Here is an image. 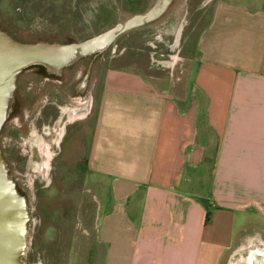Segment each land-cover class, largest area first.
Wrapping results in <instances>:
<instances>
[{
  "label": "crops",
  "instance_id": "1",
  "mask_svg": "<svg viewBox=\"0 0 264 264\" xmlns=\"http://www.w3.org/2000/svg\"><path fill=\"white\" fill-rule=\"evenodd\" d=\"M196 39L175 78L107 60L76 111L103 212L91 242L66 244L69 264H238L246 242L264 246V0H214Z\"/></svg>",
  "mask_w": 264,
  "mask_h": 264
},
{
  "label": "rangeland",
  "instance_id": "2",
  "mask_svg": "<svg viewBox=\"0 0 264 264\" xmlns=\"http://www.w3.org/2000/svg\"><path fill=\"white\" fill-rule=\"evenodd\" d=\"M155 0H0V28L9 33L13 38L23 42H35L38 40H57L72 41L83 40L94 34H97L112 26L118 20L129 15L145 11ZM214 0H172L165 12L154 21L144 26L128 30L120 35L107 49L95 55H88L80 59L74 65V72L65 73V79L70 78L71 84L79 85L80 78L88 72L89 79L87 89L84 93L78 94L75 101L69 105H63L62 109L67 118L73 119V114L78 110H86L91 107V88L96 82L100 81L101 73L107 60L116 58L120 53H128L136 57L138 66L147 73L168 72L177 77L181 72H186L193 65V56H197V36L200 30L208 23L211 18ZM90 64V67H88ZM77 77V80H75ZM96 80V81H95ZM77 81V82H76ZM56 84L54 82H48ZM43 82L34 77L29 82L28 91L34 102L25 104L24 114L16 122L15 128L8 132L9 124L0 134V149L3 159L8 168L9 175L14 179L19 189L25 194L30 219L28 222V245L26 255L23 257L24 264H56L53 253L55 243H64L58 245L66 252L61 253L62 264H69V250L67 252L66 244L78 245L86 243V236L91 242L92 234L91 220H96V224L101 218L103 212L100 206L102 198L101 188H94L91 182L86 179L84 186L86 188L89 202L88 220L89 226L86 227L76 219L73 209H69L70 214L66 223L61 224L57 220L61 218L59 212L61 209L56 204L65 202L62 197L54 196L52 202L45 206L41 213L38 210L35 188L48 180L49 169L44 170L46 144L41 138L35 127L31 128V135L23 133L25 131V122H33L38 110L40 100L44 92ZM63 94L67 89L60 88ZM62 100L67 97L62 95ZM89 107V108H90ZM73 115V116H72ZM36 129V130H35ZM59 134L61 131H58ZM38 137V138H37ZM39 151L35 150V146ZM33 146L32 157L26 155L24 147ZM23 153V154H20ZM47 162V161H46ZM48 164V162H47ZM62 170V168L60 169ZM66 173L58 174L64 179ZM89 174V172H88ZM60 190V188H59ZM68 196V194H66ZM69 201V200H68ZM72 210V211H71ZM41 214V215H40ZM45 214V215H44ZM79 218L82 216H78ZM84 219V217H83ZM78 221V225L74 223ZM64 222V221H63ZM57 231L66 229V237L56 233L53 238L51 235ZM37 228V229H36ZM43 228V229H42ZM34 229V230H33ZM42 229L39 236V230ZM88 232V234H86ZM91 233V234H90ZM94 233V230H93ZM38 235V236H37ZM53 236V235H52ZM42 240L37 245L30 246L33 240ZM36 244V242H33ZM96 243V242H95ZM245 247L237 254L234 260L238 264H243L252 260L254 264H264V255L257 252L260 243L251 240L245 243ZM46 246V247H45ZM101 244H97L100 251ZM252 249V251H250ZM261 252V251H260ZM57 255V254H56ZM102 252H100L101 258ZM250 256V257H249ZM249 257V258H248ZM59 262V261H57Z\"/></svg>",
  "mask_w": 264,
  "mask_h": 264
},
{
  "label": "water",
  "instance_id": "3",
  "mask_svg": "<svg viewBox=\"0 0 264 264\" xmlns=\"http://www.w3.org/2000/svg\"><path fill=\"white\" fill-rule=\"evenodd\" d=\"M171 1L155 0L145 11L120 19L83 40L23 42L0 28V131L12 108L16 79L22 70L40 65L58 74L79 59L101 53L122 33L159 18ZM29 219L27 198L9 175L0 149V264H24Z\"/></svg>",
  "mask_w": 264,
  "mask_h": 264
},
{
  "label": "flooded vegetation",
  "instance_id": "4",
  "mask_svg": "<svg viewBox=\"0 0 264 264\" xmlns=\"http://www.w3.org/2000/svg\"><path fill=\"white\" fill-rule=\"evenodd\" d=\"M118 37H120V35ZM75 63L64 67L58 74L51 73L40 65H34L22 70L16 79V89L12 108L3 123L0 134L8 124L10 126L7 131L11 132L15 128L19 117L24 114L25 104L29 103V101L34 102V98H32L29 94L28 85L34 77L39 78L44 83V90L41 91L44 92V94L42 100H40L38 110L36 112L34 110L33 112V116L36 114V119L32 118L33 122H30L29 120L28 122L23 123L25 129L23 133L27 135L26 137L31 135L32 127L37 129L35 130L39 132L41 136V138H37L43 139L46 144L44 147L45 152L49 155L47 159V168L50 171V178L35 188V195L37 199L36 209H41V213L46 212H42V209L52 202L54 196L58 195V197H62L65 202V204H56V206L61 209L59 212L61 217L69 216L72 214L69 212V209H73V211H71L76 216V219H80L81 223H85L84 225L88 227L90 223V220H88L87 217L89 212V202L87 200L89 194L84 186V181L88 179V171L86 169V143L83 139L79 148L75 146V142L72 141L73 132L79 122H77L74 118H67L62 109L63 105L71 104V101H75L77 99L79 93L82 94L87 89L86 87L89 75L87 74V76H85L86 72L82 78H80V81L78 82L79 85L77 83L75 85L73 83L71 84L70 78L65 79L66 72H70V74L74 72L72 76H76V69H74ZM88 67H90V64ZM75 78V80H77V77ZM48 82H54L56 84ZM61 87L67 89L64 93L67 100L61 99L62 95L64 96L60 89ZM86 110L88 111V109ZM58 131H61L60 134ZM34 146L35 150L38 152L40 148L36 147L37 145ZM32 148L34 147L28 145L23 148V150L27 152L26 155H29V158L32 157L33 154L34 149ZM61 168L62 170H60ZM59 173H66L64 174L65 178L62 179L61 175L57 177ZM66 194H68V196ZM78 216H82V218H79ZM74 224L78 225L79 223L76 221ZM39 233H41V229L39 230ZM37 241L40 242L38 238L33 240L36 244L31 241L30 246L37 245Z\"/></svg>",
  "mask_w": 264,
  "mask_h": 264
},
{
  "label": "bare ground",
  "instance_id": "5",
  "mask_svg": "<svg viewBox=\"0 0 264 264\" xmlns=\"http://www.w3.org/2000/svg\"><path fill=\"white\" fill-rule=\"evenodd\" d=\"M77 114H78V113H77ZM77 114H73V115L76 116ZM73 115H72V116H73Z\"/></svg>",
  "mask_w": 264,
  "mask_h": 264
},
{
  "label": "built area",
  "instance_id": "6",
  "mask_svg": "<svg viewBox=\"0 0 264 264\" xmlns=\"http://www.w3.org/2000/svg\"><path fill=\"white\" fill-rule=\"evenodd\" d=\"M89 107H90V106H88V109H90Z\"/></svg>",
  "mask_w": 264,
  "mask_h": 264
}]
</instances>
